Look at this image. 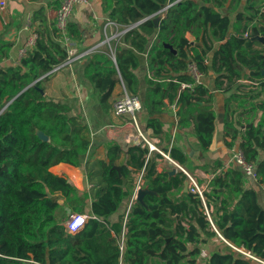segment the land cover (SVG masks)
Instances as JSON below:
<instances>
[{"label":"trees","instance_id":"obj_1","mask_svg":"<svg viewBox=\"0 0 264 264\" xmlns=\"http://www.w3.org/2000/svg\"><path fill=\"white\" fill-rule=\"evenodd\" d=\"M248 2L232 21L240 0H101L110 21L132 27L112 50L93 52L84 71L106 112L113 110L110 98L122 83L140 97L138 120L160 138V149L191 174L197 167L212 174L203 190L205 202L190 187L184 191L186 173L170 175L157 168L159 152L91 138L82 116L46 93L50 74L42 75L68 57L56 27L53 35L38 34L19 64L0 65V264H255L220 235L264 259V205L258 190L234 163L215 160L192 167L182 146H166L171 136L160 116L175 107L178 126L208 151L217 118L214 94L205 83L194 82L188 67L192 59L205 76L212 69L216 87L232 91L225 100V144L238 142L264 186V42L252 40L264 36V0ZM79 36L77 23L69 21L68 37ZM11 46L0 39V63ZM146 51L152 74L142 95L137 70ZM243 79L251 80L252 88ZM98 146L103 155L93 157L90 152ZM62 162L85 169L94 194L51 171ZM141 170L144 186L155 193L129 207L135 173ZM123 203L126 212L112 223L110 216ZM211 207L213 224L207 214ZM72 213L89 214L75 233L66 226ZM217 237L223 247L205 252L203 245Z\"/></svg>","mask_w":264,"mask_h":264},{"label":"crops","instance_id":"obj_2","mask_svg":"<svg viewBox=\"0 0 264 264\" xmlns=\"http://www.w3.org/2000/svg\"><path fill=\"white\" fill-rule=\"evenodd\" d=\"M5 1L6 6L4 8L0 6V39L11 43L12 46L9 50L8 58H5L0 65L16 64L15 61L18 51L24 46L32 30H35L41 35H53L58 7V2L55 0ZM248 4V0H240L238 8L230 14L232 21L235 20L237 13L245 11ZM224 12H226V9H224ZM71 20L77 23L80 36L77 39L69 38V43L66 44L63 42V44L68 54L70 49H74L75 53L71 55L68 63L62 65L59 70L50 74L46 82L45 91L49 96L67 104L72 109V113H77L82 116L87 123L91 138L94 139L96 136L99 141H114L121 145L123 149H127L133 145L127 138L128 134L132 132L131 128L126 125L127 117L116 116L113 110L110 112L104 110L98 97L94 93L91 81L85 76L84 71L93 52L107 49L112 50V43L118 41L129 27L110 21L107 13L102 11L101 0H89L88 4L75 7L70 17ZM187 37L190 40L194 39L191 33H188ZM154 41L155 37L150 40L149 47H151ZM218 44L219 42L215 46ZM208 55L211 57L213 50ZM137 74L140 77L141 93L144 95L146 76L152 74V70L148 64L147 51L140 54V67L137 70ZM45 75H42V77ZM215 80L216 75L210 69L209 74L204 76L203 83L214 94V109L217 118L213 144L208 151H203L195 138L178 126L175 107H168L160 115L165 123L164 129L171 136L169 143H165L166 146L171 147L173 143L182 146L189 156L192 167L198 164L209 165L215 160H220L228 165L231 163L230 160L233 152L238 148V142L233 147H228L224 141L225 100L231 95L232 91L223 92L218 89ZM242 82L250 83L252 88L251 80L243 79ZM256 87L254 86L253 88ZM248 88L250 87L248 86ZM123 90L124 85L122 83L118 84L113 90L110 101L113 103L123 93ZM166 105H168L167 102ZM239 113L243 116L248 114L245 111H239ZM262 113V110L258 113L255 124H257ZM246 125L250 126L252 123ZM145 130L152 134L151 129ZM155 138L159 147L160 138ZM90 153L93 154V157L95 155H103V148L98 146L94 150L92 149ZM88 157L89 155H87V159ZM262 157H264V153ZM174 167L176 166L171 164L166 157L158 158L157 168L160 171L164 170L168 172ZM51 171L59 175L68 176L77 188L82 191L87 190L94 194V189L86 176L85 169L62 162L54 165ZM192 175L196 177L198 184L204 188H207L208 181L212 177L211 173L198 167L194 168ZM200 178L203 179L202 183L199 182ZM252 185L258 190L259 199L264 205V186L257 182ZM126 208V203L121 204L117 212L110 216V221L116 223L120 216L126 212ZM222 240L219 237L214 238L211 243L205 246H207L208 250L210 249L209 251L214 250L223 246L224 240ZM224 242L227 243L226 241Z\"/></svg>","mask_w":264,"mask_h":264},{"label":"built area","instance_id":"obj_3","mask_svg":"<svg viewBox=\"0 0 264 264\" xmlns=\"http://www.w3.org/2000/svg\"><path fill=\"white\" fill-rule=\"evenodd\" d=\"M55 1L58 2L57 13L55 18V27L60 32L63 42L68 44L69 43L68 24L70 21L71 14L73 13L75 7L88 4L89 0H55ZM0 6L1 8H4L6 6V1L1 0ZM261 11L264 12V6L261 7ZM37 39H38V33L35 30H32L30 32V35L28 36L26 43L18 51L17 59L15 61L16 64H19L21 59L25 57L27 53L35 47ZM74 53L75 50L70 49L68 54L69 56L65 60L61 61L60 64L56 65L46 75L56 72L61 68L62 65L68 63L70 61L71 55H73ZM188 73L192 76L194 82L196 83L203 82L205 75L198 69L196 62L192 59L188 67ZM186 85L191 86L192 84H186ZM183 86H185V84ZM141 109H142V102L140 97L138 95L129 94L125 89V87L123 93L120 96H118L113 102V113L119 117L122 116L127 117L126 125H128L132 130V132L129 133L127 137L129 139V142H132L133 145H140L142 147L148 148L150 153L153 151H157L162 155V157H166L171 164L177 167L178 170H181L187 174L190 189L195 193H199L203 202H205V197L203 195V190L205 188L198 184L196 177L190 174L182 165H180L177 161L171 158L169 153H166L163 150H161L157 145L156 138L141 126L137 117L138 112ZM230 162L234 163V165L238 166L243 170L247 178V183L249 185H252L253 183L257 182L258 174L256 172V168L254 165L249 164L245 160L242 149L237 148L233 152ZM143 186H144L143 170H141L135 173L134 193L129 201V205H128L129 207L137 199L138 190ZM210 211H212V207L210 208V210L207 209V214L213 224V221L210 216ZM88 218H89V214L87 213H72L66 223L67 230L70 233H75L86 223ZM220 237L224 241H226L229 245H231L236 251L240 252L245 257L253 260L255 264H264L263 258L258 257L257 255H255L249 250H246L243 247H237L233 245L232 243L224 239L221 235ZM35 264H40V263L35 262Z\"/></svg>","mask_w":264,"mask_h":264},{"label":"water","instance_id":"obj_4","mask_svg":"<svg viewBox=\"0 0 264 264\" xmlns=\"http://www.w3.org/2000/svg\"><path fill=\"white\" fill-rule=\"evenodd\" d=\"M160 19H161V17L160 16H158V17H156L155 19H154V23H155V25L158 27L159 26V24H160ZM137 24V23H136ZM136 24H134V25H136ZM132 27V26H131ZM131 27H129V28H131ZM128 28V29H129ZM127 29V30H128ZM252 40H257V41H261V42H264V36L263 35H256V36H254V37H252ZM63 46H64V44H63ZM167 46L173 51V52H175L176 53V50L173 48V46L172 45H170V44H167ZM65 47V46H64ZM66 49V48H65ZM263 74H264V71H263ZM36 133L43 139V140H45V141H47L48 139H49V137H48V135L47 134H45L42 130H40V129H37L36 130ZM115 169H117L118 171H120V166H115L114 167ZM178 172V169L176 168V167H174L173 169H171L170 171H168V173L170 174V175H174V174H176ZM188 188H189V180L187 179L186 181H185V183H184V191H187L188 190ZM147 193H155L154 191H151L147 186H143V187H141L139 190H138V193H137V200L138 201H140V202H144V196H145V194H147ZM67 211L68 212H70V209L67 207Z\"/></svg>","mask_w":264,"mask_h":264},{"label":"rangeland","instance_id":"obj_5","mask_svg":"<svg viewBox=\"0 0 264 264\" xmlns=\"http://www.w3.org/2000/svg\"><path fill=\"white\" fill-rule=\"evenodd\" d=\"M221 247H223V246H221ZM203 250L205 251V252H207V251H209L208 249H207V246H205V245H203ZM205 252H203V255L205 254Z\"/></svg>","mask_w":264,"mask_h":264}]
</instances>
